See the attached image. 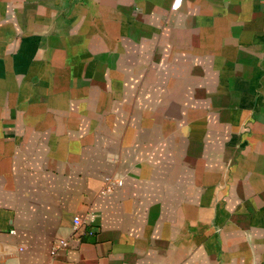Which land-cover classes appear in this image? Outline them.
Instances as JSON below:
<instances>
[{"label":"crops","instance_id":"crops-1","mask_svg":"<svg viewBox=\"0 0 264 264\" xmlns=\"http://www.w3.org/2000/svg\"><path fill=\"white\" fill-rule=\"evenodd\" d=\"M174 1L0 0V264H264V0Z\"/></svg>","mask_w":264,"mask_h":264},{"label":"built area","instance_id":"built-area-1","mask_svg":"<svg viewBox=\"0 0 264 264\" xmlns=\"http://www.w3.org/2000/svg\"><path fill=\"white\" fill-rule=\"evenodd\" d=\"M180 3V0H175L174 4L172 5L171 9L176 10L178 5ZM104 190L105 193H110L113 187H119L121 185L120 179H115L111 181V179H104ZM93 217L91 215H88L86 218L81 219L74 217L71 220V227H70V238L78 237L82 234L85 235H92V231L90 229H87V227L92 223ZM68 241L69 239H57L55 240L51 247L49 254L50 256H54L58 251L65 249L68 247Z\"/></svg>","mask_w":264,"mask_h":264}]
</instances>
